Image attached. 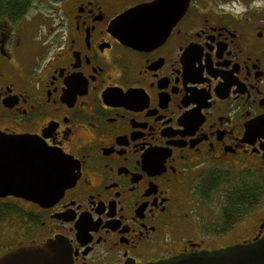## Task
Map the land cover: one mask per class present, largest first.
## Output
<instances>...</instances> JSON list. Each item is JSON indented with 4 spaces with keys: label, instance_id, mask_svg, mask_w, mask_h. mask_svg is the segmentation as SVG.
<instances>
[{
    "label": "flooded vegetation",
    "instance_id": "1",
    "mask_svg": "<svg viewBox=\"0 0 264 264\" xmlns=\"http://www.w3.org/2000/svg\"><path fill=\"white\" fill-rule=\"evenodd\" d=\"M0 134L69 176L54 201L0 195V259L58 240L70 264H149L261 238L264 0H0Z\"/></svg>",
    "mask_w": 264,
    "mask_h": 264
},
{
    "label": "water",
    "instance_id": "2",
    "mask_svg": "<svg viewBox=\"0 0 264 264\" xmlns=\"http://www.w3.org/2000/svg\"><path fill=\"white\" fill-rule=\"evenodd\" d=\"M59 155L32 137L0 134V195L12 194L35 202L54 201L68 186L58 169ZM11 178V183L3 178ZM66 246L58 240L24 247L0 259V264H70ZM149 264H264V236L217 250L181 253Z\"/></svg>",
    "mask_w": 264,
    "mask_h": 264
}]
</instances>
